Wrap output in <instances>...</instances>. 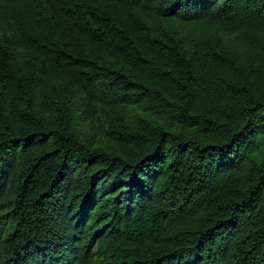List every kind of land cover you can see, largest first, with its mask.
Listing matches in <instances>:
<instances>
[{"label": "trees", "instance_id": "trees-1", "mask_svg": "<svg viewBox=\"0 0 264 264\" xmlns=\"http://www.w3.org/2000/svg\"><path fill=\"white\" fill-rule=\"evenodd\" d=\"M0 264H264V0H0Z\"/></svg>", "mask_w": 264, "mask_h": 264}]
</instances>
